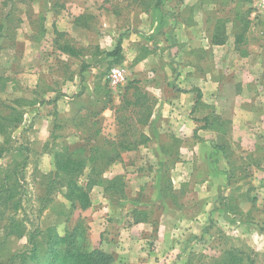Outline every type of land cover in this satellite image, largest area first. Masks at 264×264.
<instances>
[{"label":"rangeland","instance_id":"rangeland-1","mask_svg":"<svg viewBox=\"0 0 264 264\" xmlns=\"http://www.w3.org/2000/svg\"><path fill=\"white\" fill-rule=\"evenodd\" d=\"M237 3L238 0H161L159 8L162 15L175 14L189 24L196 23L191 33L196 37L191 57L184 53L178 60L177 53L173 55L166 48L160 49L167 47L169 41L164 36L165 31L159 32L155 28L151 36L155 35L156 44L162 45H158L156 49H160L161 55L159 52L156 54L163 59L159 62L158 57L157 64L163 63V66L139 70L131 64L129 57L132 53L129 51V56L120 64L127 70V82L119 87H113L109 82L110 89L106 85L109 81L110 59L106 58L104 62L103 56H98L97 63L100 59L102 63L100 67L90 74H82L76 61L65 58L57 48L55 41L60 37L59 33L63 34L59 39L61 43H84L92 36L96 42L95 47L101 41L107 43L104 41L106 37L111 39L110 46L114 48L117 41H123L129 31L134 30L140 35L144 32L140 29L141 26L144 29L149 27L144 17L154 11L155 0H18L16 8L12 7L9 0H0V24L10 10L15 17V22H12L13 26H10L6 35L0 36V98L8 105L16 106L18 102L23 104L20 109L24 112V120L20 129L14 131L13 140L15 144H24L29 148L25 178L22 181L28 191L20 213V216L27 218L29 228L38 226L44 229L54 225L63 234L81 222L88 237L84 243L85 248H102L113 253L116 258L113 264H188L189 257L193 264H210L222 257L231 244L249 252H258L257 264H264V250L254 248V245L264 244V237L247 235L242 231L240 233L227 221H213L201 237L185 236L178 238L176 245L168 243V225L162 229L159 221L164 216L163 207L173 197L167 198V193L164 192L168 202L161 205V199L156 196L159 191L157 181L158 177L164 181V177H167L165 171H169L172 164L179 160L178 152L174 149L178 148L179 141L167 139L166 121L161 117H156L154 122L150 119L145 124L140 123L136 107L128 105L133 88L124 90L128 83L135 81L141 90L150 94L154 102V114L162 92L155 89L154 93L148 87H164L165 95L197 91L196 80L187 82L186 79L184 82V78H179L182 72L180 65L183 64V57H186L185 62L192 63H198L204 57L202 70L212 72L216 69V78L221 79V83L224 82L215 97L217 100L232 102L236 90H239L238 85L244 82L250 84L249 95H254L261 101L263 99L264 103V9L260 7V0L245 4V8L251 7L253 10L250 42L238 49L235 44L237 29L232 20ZM77 15H85L83 22L89 26L90 31L89 34L85 30V33L74 32L79 35V40L73 36L70 25ZM219 19L226 20L225 45L211 42ZM92 49L90 45V50L84 51V55ZM243 50L247 52V56L241 55ZM169 60L172 61L170 67L167 62ZM154 62L155 60L153 65H156ZM246 67L253 69V74L249 72L245 76L243 70ZM94 81L101 83V88H97L98 91L96 89L94 93L90 91L89 94L86 87L89 82L91 84ZM73 85H79L77 91L81 95L74 94L73 100L70 99V94L68 100L61 98L63 87H70L72 90ZM36 98L50 102L27 105ZM211 111L207 108L198 109L196 114L204 116ZM224 111L226 115H230L232 109L225 108ZM145 137L149 140H145ZM3 139L0 135V142ZM124 144L129 149L123 148ZM65 146H69L71 150L82 149L83 157L95 156L78 178L83 187L87 185L91 174L94 179L105 181L102 186L95 185L90 193L94 199L95 213L88 214L87 209L73 208L62 188L53 189L51 193L47 191L48 185L53 181L57 187L61 183L60 178L53 175V153L54 150L62 151ZM171 148L174 149L172 153L166 155L164 151L167 153V149ZM111 157L114 158L113 161L110 160ZM12 158L11 155L0 158V167H7ZM110 180L117 181V187L108 189ZM121 182L122 188L119 187ZM251 189V195L263 199L264 187L252 185ZM173 203V207H178L179 200ZM135 209L139 210L137 212H142L140 209L146 210L149 220L134 222ZM254 215L259 228L264 227V205ZM132 226H135L132 230L135 238L129 239ZM2 227L3 223L0 222V235H3ZM104 230L107 237L101 240L100 234ZM219 231L225 235L226 240ZM158 237L166 241L159 244ZM26 241L27 237L11 238L4 252L5 256L21 249Z\"/></svg>","mask_w":264,"mask_h":264},{"label":"crops","instance_id":"crops-1","mask_svg":"<svg viewBox=\"0 0 264 264\" xmlns=\"http://www.w3.org/2000/svg\"><path fill=\"white\" fill-rule=\"evenodd\" d=\"M186 4L188 3L186 2ZM165 13L168 12L165 11ZM78 16L80 15L74 17V22L70 25L73 36L79 40V35H75L76 32L85 33L86 31L89 34L90 31L87 27L86 30V28L75 24V19ZM176 17L175 14L173 16L170 14L162 15L154 10L145 14L144 20L149 27L145 29L142 26L140 27L141 30H144L143 34L137 35L134 30H131L127 36L123 37L124 55L128 57L129 51H131L132 55H130L129 60H132V65L142 71L151 67L157 69L158 66H163V63L157 64L158 57L159 62L163 59L161 56L157 57L156 53L160 49L164 50V48L169 51V54L174 55L177 53L178 60L181 56H184V53L189 55V58L191 57L192 51L195 50L194 40H196V37L191 33H193L196 23L189 24L185 19L181 17L176 19ZM155 28H158L159 32L165 31L164 36L169 41L167 47L156 50L158 45H162L160 43L156 44L155 35L151 36ZM145 31H148V33L146 34ZM104 41H107V43L101 41L95 47L96 42L92 36L91 39H86L84 43L76 44V42L75 47L78 49L84 48V51H89L90 45L93 48L92 51L87 52V55L85 53L80 57H71L64 52L61 53L65 58L74 59L76 65L80 68L79 71L83 74H90L102 64L101 59L97 63L98 59L95 52L97 50L111 51L113 49L110 46V38L106 39L105 37ZM180 47L183 48L180 49ZM94 49L96 50L94 51ZM179 50L181 52H178ZM205 50H207L206 46ZM59 51L61 50L59 49ZM159 54L161 55L160 52ZM203 54L205 56V53ZM184 58L186 57H183V64L180 65V71L182 72L179 78H184V82L186 79L187 82L196 80L197 91L183 92V94L175 92L172 95H165L164 87H148L153 91L156 89L162 92L155 107L156 112L151 117L152 122L156 117L165 119L168 132L167 139L179 141L178 148H174L178 152L179 160L173 163L169 169L171 186L174 189L176 198H172L168 202L161 190L162 180L158 177L157 181L159 191L156 196L162 201L159 200V203L162 205L168 202L163 207L164 216L159 221V226L164 229L168 225L166 228L169 232L167 241L171 244L175 243V245L178 244V238L205 235L213 221H227L230 226L240 231V233L242 231L247 235L256 234L264 237V227L259 228L257 225L258 220L254 215L257 209L264 205V197L262 199L251 195L252 185L264 187L261 180L264 177L263 99L261 101L258 97L249 95L248 85L250 84L242 82L238 85L239 90H236V96L232 102L225 103L217 100L215 97L218 96L224 82L221 83V79L216 78V69L212 72H204L202 70L204 57L201 60L202 62L198 61V63L185 62ZM154 60L156 65H153ZM164 60H167V58ZM167 62L170 67L169 64L172 61ZM84 63L91 65L87 69L81 68V64ZM246 69L249 68L246 67L243 70L245 76H248L249 72H253V69ZM100 84L95 81L91 84L89 82L86 89L89 94L90 91L94 93L97 88H101ZM73 87L72 90H70V87H63L61 98L68 100L72 97L71 100L75 99L74 94H79L77 91L79 85H73ZM234 87H237V85ZM187 89H190V87ZM198 91L202 94L200 100H198ZM205 108L211 109V113L204 116L196 114L198 109L203 110ZM225 108L232 109L230 115H226ZM211 115L214 117L210 118H216L217 120L222 118L223 122L227 123L225 133L215 128H202L206 123L204 119ZM174 149H167V153L165 151L164 153L170 155ZM174 199L176 202L179 200L178 207L172 206L173 202L176 203ZM253 199L256 202H253ZM93 200L92 198V206L87 209L88 214L95 213ZM151 202L157 203L158 201ZM166 218H169V220ZM170 221H172V224H169ZM134 227H131L129 239L135 238L134 233L132 234ZM100 236L102 237H100L101 240L107 237L105 230L101 232ZM161 241H166V239L163 240L158 237L157 242L162 244ZM117 243L121 244L120 241ZM254 246L256 250H264V244Z\"/></svg>","mask_w":264,"mask_h":264},{"label":"trees","instance_id":"trees-1","mask_svg":"<svg viewBox=\"0 0 264 264\" xmlns=\"http://www.w3.org/2000/svg\"><path fill=\"white\" fill-rule=\"evenodd\" d=\"M12 3V7H17L18 0H9ZM21 2H32L34 0H20ZM161 0H155L154 10L161 13L159 3ZM252 0H238L237 10L232 18L233 23L237 29L235 32V44L238 49L243 44L250 42L251 31V14L253 12L251 7H244L246 3H251ZM203 4V2L200 1ZM85 15L76 17L75 24L78 26L89 27L84 23L83 19ZM12 22H15L14 13L8 11L3 21L0 24V36H5ZM226 20L219 19L217 24V30L214 31L211 36L212 44L223 45L227 42V35L225 32ZM11 24V25H10ZM59 38L56 39L55 44L58 49L68 54L71 57H80L84 55V49H78L70 41L61 43L59 39L62 33H59ZM123 41L120 39L117 41L116 46L111 51L97 50L95 56H103V59H110V69L113 66L120 65L125 60L123 51ZM1 49V45H0ZM242 56H247V52L243 50ZM136 63V61H135ZM91 64L84 63L82 68L87 69ZM83 74V73H82ZM262 76L264 77V70ZM109 87V81L106 83ZM107 88V87H106ZM107 93L109 94V89ZM133 88L132 99H129L128 105L136 107V113L139 115L140 123H147L150 121L153 114L154 102L151 100L150 94L147 91L141 90L136 82H130L125 87V91ZM111 89V88H110ZM98 91V89H97ZM126 94V93H125ZM78 95H81L79 93ZM202 94L198 91V100H200ZM47 101L46 99H33L27 103V105L41 104ZM199 102V101H198ZM17 104V103H16ZM26 104V103H24ZM23 104L8 105L0 98V135L4 137L0 142V158L7 155H11L12 161L7 167H0V222L3 223V235H0V264H113L116 260L115 255L111 252H107L102 248L86 249L84 243L87 242L88 237L84 225L79 222L75 227L70 230L60 233L56 226H48L46 228H40L36 226L34 229L28 227L27 218L20 216L23 200L28 191V187L22 184L24 180L25 167L29 159V148L24 144H15L13 140V133L20 129V125L24 120V112L20 109ZM213 115L206 117L205 125L202 128H215L225 133L227 130V123L223 122L221 118L217 120ZM130 127V126H129ZM56 139V137H55ZM145 140H149L145 137ZM123 148L129 149L126 145ZM54 165L57 178H60V185L57 187L53 183L47 187L49 193L51 190L59 188L62 190L67 200L72 203L73 208H81L86 210L92 206L91 190L95 185H104L103 179H94L92 174L89 176L87 185L83 187L79 183V177L85 171V168L91 163L95 156L83 157V150H71L69 146H65L62 151L54 150ZM110 160H114L113 157ZM164 181L161 182V190L167 193V198H176L174 191L172 190L171 181L169 177V171H165ZM162 180V179H161ZM118 182L110 180L108 183V189L117 187ZM122 183L119 187L122 188ZM106 188V187H105ZM107 189V188H106ZM105 189V190H106ZM173 191V192H172ZM175 200V199H174ZM253 202H256L253 199ZM138 209L134 210V222L148 221L149 214ZM221 236L226 240L225 235L219 231ZM16 237L18 239L27 237L26 243L21 249L13 251L5 256V250L7 244L11 238ZM229 243H231L229 241ZM258 252H249L237 246L231 244L227 251L224 252L222 257L217 258L210 264H257L258 260L256 255ZM188 264H193L190 261V257L187 260ZM198 264H206L200 263Z\"/></svg>","mask_w":264,"mask_h":264},{"label":"built area","instance_id":"built-area-1","mask_svg":"<svg viewBox=\"0 0 264 264\" xmlns=\"http://www.w3.org/2000/svg\"><path fill=\"white\" fill-rule=\"evenodd\" d=\"M260 7L264 9V0H260ZM108 79L113 87L124 85L127 82V70L121 65L113 66L109 71ZM262 182L264 184V179Z\"/></svg>","mask_w":264,"mask_h":264}]
</instances>
